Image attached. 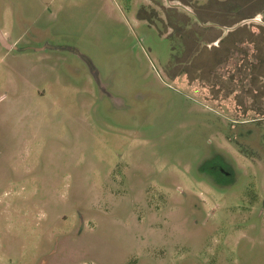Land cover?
<instances>
[{
    "label": "rangeland",
    "instance_id": "1",
    "mask_svg": "<svg viewBox=\"0 0 264 264\" xmlns=\"http://www.w3.org/2000/svg\"><path fill=\"white\" fill-rule=\"evenodd\" d=\"M194 2L0 0V264H264V0Z\"/></svg>",
    "mask_w": 264,
    "mask_h": 264
},
{
    "label": "trees",
    "instance_id": "2",
    "mask_svg": "<svg viewBox=\"0 0 264 264\" xmlns=\"http://www.w3.org/2000/svg\"><path fill=\"white\" fill-rule=\"evenodd\" d=\"M207 8V4H204V5H194V9L196 10V11H198L197 12V15L198 16H200L201 17V13L202 12H200V10H201V8ZM200 14V15H199ZM171 26H173V27H175V24H171ZM239 29V28H238ZM216 30H220V28H217V27H211V28H209L207 31H212V32H214V31H216ZM233 32H231V34H232ZM231 34H229V36L231 35ZM181 36H182V34H181ZM220 36L221 35H218V36H216V37H214V38H212V41H215V40H217V39H219L220 38ZM183 37V36H182ZM183 39H184V37H183ZM221 43L223 42V39H221V41H220ZM234 46V45H233ZM189 51V50H188ZM185 52H187V50H185Z\"/></svg>",
    "mask_w": 264,
    "mask_h": 264
},
{
    "label": "flooded vegetation",
    "instance_id": "3",
    "mask_svg": "<svg viewBox=\"0 0 264 264\" xmlns=\"http://www.w3.org/2000/svg\"><path fill=\"white\" fill-rule=\"evenodd\" d=\"M196 25H199V24H196ZM201 25L204 27L205 30H208L211 27H217V28L223 29V27H222L223 25H221V24L202 23ZM169 26H171V25H169ZM171 27L174 28L173 26H171ZM218 40H220V38ZM183 42H184V40H183Z\"/></svg>",
    "mask_w": 264,
    "mask_h": 264
},
{
    "label": "water",
    "instance_id": "4",
    "mask_svg": "<svg viewBox=\"0 0 264 264\" xmlns=\"http://www.w3.org/2000/svg\"><path fill=\"white\" fill-rule=\"evenodd\" d=\"M0 40H1L2 44H3L5 47H8V48L11 47V45L8 44V41L6 40V38H5L4 34L2 33V31H0Z\"/></svg>",
    "mask_w": 264,
    "mask_h": 264
},
{
    "label": "crops",
    "instance_id": "5",
    "mask_svg": "<svg viewBox=\"0 0 264 264\" xmlns=\"http://www.w3.org/2000/svg\"><path fill=\"white\" fill-rule=\"evenodd\" d=\"M194 3H195V2H194ZM195 4H197V5H204V3H200V4H199V2H197V0H196V3H195ZM205 4H206V3H205ZM17 42H19V40H16V43H17ZM35 46H36V45H34L33 47L35 48ZM33 47H32V48H33ZM35 49H37V50H41V49H42V50H43V48L40 49V48H37V47H36Z\"/></svg>",
    "mask_w": 264,
    "mask_h": 264
}]
</instances>
